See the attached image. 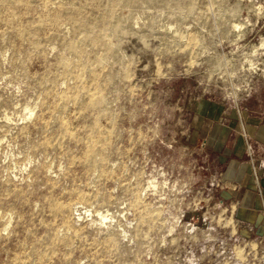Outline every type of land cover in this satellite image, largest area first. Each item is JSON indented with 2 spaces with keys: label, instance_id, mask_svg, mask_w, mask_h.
Here are the masks:
<instances>
[{
  "label": "rangeland",
  "instance_id": "1",
  "mask_svg": "<svg viewBox=\"0 0 264 264\" xmlns=\"http://www.w3.org/2000/svg\"><path fill=\"white\" fill-rule=\"evenodd\" d=\"M204 102L264 118V0H0V264H264Z\"/></svg>",
  "mask_w": 264,
  "mask_h": 264
},
{
  "label": "crops",
  "instance_id": "2",
  "mask_svg": "<svg viewBox=\"0 0 264 264\" xmlns=\"http://www.w3.org/2000/svg\"><path fill=\"white\" fill-rule=\"evenodd\" d=\"M233 95L237 96L236 91ZM246 111L238 108V112L229 113L218 104H199L193 138H202L217 156V205L229 210L233 221L254 235L258 245L264 240V118ZM243 130L249 135L247 139Z\"/></svg>",
  "mask_w": 264,
  "mask_h": 264
},
{
  "label": "bare ground",
  "instance_id": "3",
  "mask_svg": "<svg viewBox=\"0 0 264 264\" xmlns=\"http://www.w3.org/2000/svg\"><path fill=\"white\" fill-rule=\"evenodd\" d=\"M102 218H103V219H106V218H107V216H102Z\"/></svg>",
  "mask_w": 264,
  "mask_h": 264
}]
</instances>
